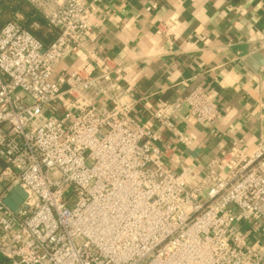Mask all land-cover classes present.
Returning a JSON list of instances; mask_svg holds the SVG:
<instances>
[{
	"label": "built area",
	"instance_id": "built-area-1",
	"mask_svg": "<svg viewBox=\"0 0 264 264\" xmlns=\"http://www.w3.org/2000/svg\"><path fill=\"white\" fill-rule=\"evenodd\" d=\"M24 1L58 34L45 45L32 31L40 24L26 27L22 14L0 27V181L26 193L13 211L0 192V256L10 264H264V242L253 238L264 225V140L248 150L233 141L191 183L172 146L132 119L137 101L123 66L91 49L57 75L65 57L87 49L97 26L90 6ZM183 108L198 125L221 118L199 88L161 104L154 118L182 144L189 139L173 118Z\"/></svg>",
	"mask_w": 264,
	"mask_h": 264
},
{
	"label": "crops",
	"instance_id": "crops-1",
	"mask_svg": "<svg viewBox=\"0 0 264 264\" xmlns=\"http://www.w3.org/2000/svg\"><path fill=\"white\" fill-rule=\"evenodd\" d=\"M80 1L90 6L97 26L87 49L65 57L57 75L69 74L91 49L123 66L122 84L137 101L132 119L172 146L181 164L192 169L191 183L233 141L243 140L248 150L264 140V0ZM152 4L156 9L146 11ZM193 88L214 97L221 118L198 125L183 108L173 118L189 139L182 144L160 129L154 113ZM166 166L179 170L176 163ZM4 169L0 160V177ZM9 184L0 181L7 196L13 192ZM253 238L264 242V225Z\"/></svg>",
	"mask_w": 264,
	"mask_h": 264
},
{
	"label": "rangeland",
	"instance_id": "rangeland-1",
	"mask_svg": "<svg viewBox=\"0 0 264 264\" xmlns=\"http://www.w3.org/2000/svg\"><path fill=\"white\" fill-rule=\"evenodd\" d=\"M2 5L0 7V27L5 24L7 21L15 19L17 17L16 14L24 15L25 12L30 11L31 8L24 0H1ZM24 18L21 19L23 24H27V19L25 15ZM30 28V25L28 26ZM35 32H39L42 30V27L38 29H32ZM0 261L6 264H10L0 256Z\"/></svg>",
	"mask_w": 264,
	"mask_h": 264
},
{
	"label": "trees",
	"instance_id": "trees-1",
	"mask_svg": "<svg viewBox=\"0 0 264 264\" xmlns=\"http://www.w3.org/2000/svg\"><path fill=\"white\" fill-rule=\"evenodd\" d=\"M24 15L27 19V24L25 25L26 27H28L33 21H37L40 24L42 27L41 31H32L45 45H48L56 38L58 30L54 29L52 32H48L46 21L41 14L31 9L30 11L25 12Z\"/></svg>",
	"mask_w": 264,
	"mask_h": 264
},
{
	"label": "water",
	"instance_id": "water-1",
	"mask_svg": "<svg viewBox=\"0 0 264 264\" xmlns=\"http://www.w3.org/2000/svg\"><path fill=\"white\" fill-rule=\"evenodd\" d=\"M256 57L260 58L262 57V54L258 53ZM25 198H26V193L21 188V186L18 185L14 188L11 195L5 198V203L10 209H12L13 211H17Z\"/></svg>",
	"mask_w": 264,
	"mask_h": 264
}]
</instances>
